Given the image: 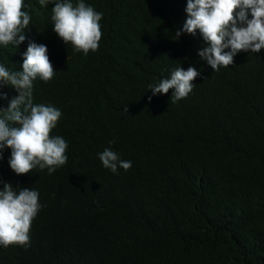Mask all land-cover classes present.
<instances>
[{
  "label": "trees",
  "instance_id": "1",
  "mask_svg": "<svg viewBox=\"0 0 264 264\" xmlns=\"http://www.w3.org/2000/svg\"><path fill=\"white\" fill-rule=\"evenodd\" d=\"M84 2L103 14L95 53L65 45L54 5L38 0H25V42L0 46L11 71L30 41L47 47L56 74L33 82V101L61 111L52 135L68 143L51 175H16L4 150L0 180L38 191L42 208L30 247L0 246V264H264V49L213 72L198 56L199 32L175 37L187 0ZM177 67L201 73L192 93L153 96L149 85ZM0 92L7 109L18 93ZM105 148L131 169H105Z\"/></svg>",
  "mask_w": 264,
  "mask_h": 264
},
{
  "label": "clouds",
  "instance_id": "2",
  "mask_svg": "<svg viewBox=\"0 0 264 264\" xmlns=\"http://www.w3.org/2000/svg\"><path fill=\"white\" fill-rule=\"evenodd\" d=\"M41 8L50 3L53 31L75 52L85 56L99 49L102 39L100 21L103 14L87 5L84 0H38ZM25 0H0V46L18 48L25 42L31 16L25 11ZM187 19L182 30L175 32L178 40L182 34L193 37L197 32L205 47L198 56L206 61L213 72L234 64L239 52L259 53L264 49V0H187ZM251 17V18H249ZM45 45L29 42L23 54L21 71H11L0 64V88L9 86L18 95L9 101L7 109L0 108V159L4 150L10 149L8 161L16 175H26L33 169H47L49 175L66 165L67 141L52 135L61 118V111L51 105L33 101V82L39 78L45 83L53 80L56 71L50 62ZM201 76L195 67L184 70L177 67L157 84H150L153 96L167 95L170 90L173 103L192 93L194 81ZM7 95L0 92V100ZM151 102V97H149ZM128 108L125 109L127 111ZM114 143V141L110 142ZM105 169L113 174L118 169L128 171L131 161L122 160L118 153L105 148L98 154ZM0 190V246L30 247V229L42 208L39 192L29 187L15 190L11 183L3 182Z\"/></svg>",
  "mask_w": 264,
  "mask_h": 264
}]
</instances>
